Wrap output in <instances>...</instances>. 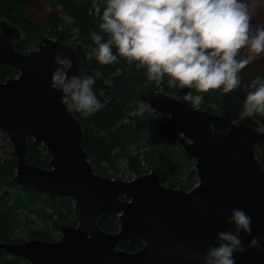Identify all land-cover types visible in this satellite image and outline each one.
<instances>
[{
    "label": "water",
    "instance_id": "obj_1",
    "mask_svg": "<svg viewBox=\"0 0 264 264\" xmlns=\"http://www.w3.org/2000/svg\"><path fill=\"white\" fill-rule=\"evenodd\" d=\"M20 37L15 24L0 19V66L19 71L0 79V127L16 156L12 181L52 198L71 197L77 224L63 223L55 241L0 239V250L32 264H205L217 233L235 231L228 217L239 207L252 217V232L239 233L245 251L235 253L236 264H264V247L249 244L257 237L264 245V165L259 159L264 132L257 131L264 125L259 120L243 115L231 120L202 106L194 109L183 97L142 88L140 99L163 115L149 122L150 133L167 143L177 141L195 161L199 182L189 190L168 186L158 165L131 180L111 178L95 171L83 145V124L52 87L57 52L71 57V76L89 63L88 50L82 42L43 36L27 55L17 49ZM30 138L47 148L49 167L29 160ZM112 214L121 221L117 232L99 223ZM135 240L143 247H120Z\"/></svg>",
    "mask_w": 264,
    "mask_h": 264
},
{
    "label": "trees",
    "instance_id": "obj_2",
    "mask_svg": "<svg viewBox=\"0 0 264 264\" xmlns=\"http://www.w3.org/2000/svg\"><path fill=\"white\" fill-rule=\"evenodd\" d=\"M46 1L53 11L41 20L26 15L29 8L35 7L36 0H0V17L10 20L21 29L23 36L16 42L21 51L28 52L35 47L43 35L66 41L75 38L89 49L90 64L82 68V72L84 75H94L96 71L103 73L97 78L94 88L104 106L87 116L79 112L74 113L83 123V145L92 157L95 171L103 174L105 164L116 168L118 162L125 159L130 169L139 174L154 165L162 167V179L168 186H183L189 189L196 186L198 174L194 167L195 161L185 155L177 141L167 143L153 137L148 129L152 118H149L150 115H139L136 111V102L140 99L138 92L142 88L160 90L161 87L165 93L177 97H184L189 89L170 87L167 76L160 81L149 80L146 67L140 66L136 61L130 63L118 53L116 62L101 64L95 56L98 45L91 39L92 31H100V16L90 11L94 9V0ZM96 2L99 3L102 13L106 6L104 0ZM107 35L104 33L105 39ZM113 51H116L115 46ZM18 73L14 67H0L2 80L17 76ZM240 75L241 85L228 93H224L222 87L203 93L195 89L191 91L203 96L199 106L223 114L231 120H237L242 116L244 99L251 90L247 85L257 77L264 78V53L262 60L250 62L241 70ZM105 79L110 80L111 84L106 85ZM158 116L163 117L160 113ZM253 117L264 125V115L255 114ZM2 135L6 137L4 132ZM260 147L259 159L264 165V143ZM29 160L37 165L49 167L50 155L47 148L33 138L29 140ZM16 170L14 152H10L7 157L0 154V239L24 241L27 236L28 239L58 240L61 236H58L56 231L60 230L63 223L77 224L74 200L70 197L50 198L14 183L12 178ZM191 180L192 183H189ZM99 223L103 229L117 232L121 221L117 214H112L101 216ZM143 245L142 240H135L125 241L120 247L136 251ZM0 264L32 263L0 250Z\"/></svg>",
    "mask_w": 264,
    "mask_h": 264
},
{
    "label": "clouds",
    "instance_id": "obj_3",
    "mask_svg": "<svg viewBox=\"0 0 264 264\" xmlns=\"http://www.w3.org/2000/svg\"><path fill=\"white\" fill-rule=\"evenodd\" d=\"M101 13L94 0V14L100 16V31H92L98 45L95 56L101 64H111L118 55L146 67L149 80L168 77L172 88H187L183 99L198 108L203 96L194 94L210 89L224 93L241 85V70L264 53V27L253 28L246 0H104ZM104 33H107L105 39ZM115 46L116 51H113ZM74 52L76 51L73 46ZM242 53H248L242 55ZM255 54V55H253ZM59 65L52 74V87L61 91V103L69 112L84 116L100 110L104 104L94 88L103 75L72 74L70 56L57 52ZM106 85L111 81L104 80ZM243 116L264 115V78L249 85ZM214 127V125H213ZM257 131L264 132V126ZM235 231L217 233L218 243L209 246L205 264H236L235 253L245 251L241 232H252V217L239 207L228 217ZM250 246L261 245L253 237Z\"/></svg>",
    "mask_w": 264,
    "mask_h": 264
},
{
    "label": "rangeland",
    "instance_id": "obj_4",
    "mask_svg": "<svg viewBox=\"0 0 264 264\" xmlns=\"http://www.w3.org/2000/svg\"><path fill=\"white\" fill-rule=\"evenodd\" d=\"M246 2L248 4V10L251 16L252 27L253 28L264 27V0H246ZM52 11L53 9L49 6L46 0H36L35 7L29 8L26 11V15L30 17L32 16L33 18H37L41 20L45 16H48ZM0 19L7 20L4 17H0ZM22 36L23 34L21 35V37ZM72 41H77V40L74 38V40ZM87 50L88 52H90L88 48ZM247 54L248 53H242V55H247ZM262 59H263V53L256 56L255 59H253L251 62H257ZM160 91H162L161 87H160ZM136 111H137V114L139 115H143V116L150 115L149 117L150 119L159 118L158 114L154 113V110L149 107L148 103L140 99L136 102ZM2 133L3 131L0 130V154L3 157H7V156H10V152H14V148H13V145L8 135L5 133L6 134V137H5L4 135H2ZM9 141L11 144L9 143ZM3 145H5V147H1ZM105 166H106L105 173L103 174L111 178H114V179L131 180L139 175L138 172L130 169L128 165V161L125 159L120 160L116 168H112L111 166H107L106 164ZM194 167H195V163H194ZM149 171H151V167L146 168L144 173L149 172ZM198 182H199V177L197 176V183L195 185H197ZM189 183H192V180ZM193 187L194 186H192V188ZM178 188L189 190V188H184L183 186H178ZM38 226L39 227L41 226L40 223L38 224ZM56 234H58V236H61V231L60 230L56 231ZM25 239H28V237L25 236Z\"/></svg>",
    "mask_w": 264,
    "mask_h": 264
},
{
    "label": "bare ground",
    "instance_id": "obj_5",
    "mask_svg": "<svg viewBox=\"0 0 264 264\" xmlns=\"http://www.w3.org/2000/svg\"><path fill=\"white\" fill-rule=\"evenodd\" d=\"M13 23V22H12ZM13 24H15V23H13ZM16 25V24H15ZM17 26V25H16ZM18 27V26H17ZM19 28V27H18ZM19 30H20V32H21V35H22V31H21V29L19 28ZM43 36H48V35H43ZM42 36V37H43ZM48 37H50V36H48ZM50 38H52V37H50ZM20 39H21V37H20ZM19 39V40H20ZM40 39H41V37H40ZM39 39V40H40ZM52 39H55V38H52ZM18 40V41H19ZM62 40V39H61ZM66 41V40H65ZM17 42V41H16ZM70 42H80V41H70ZM38 44H39V42H38ZM38 44L36 45V47H34V48H32V49H30L28 52H24V51H21V50H19V48L17 47V49L19 50V51H21V52H24V53H26L27 55H30L34 50H36V49H38ZM17 45V44H16ZM89 55V63L87 64V65H84V66H81V68H80V73L81 74H83V72H82V68H84V67H86V66H88L89 64H90V58H91V56H90V54H88ZM3 66H5V65H3ZM1 67V66H0ZM12 67V66H11ZM84 75V74H83ZM140 91V90H139ZM138 94H139V92H138ZM168 94V93H167ZM171 95H173V94H171ZM175 96V95H174ZM179 98H182V97H179ZM210 110V109H209ZM75 114V113H74ZM76 115V114H75ZM77 116V115H76ZM78 118V117H77ZM79 119V118H78ZM80 120V119H79ZM81 121V120H80ZM82 123V122H81ZM83 124V123H82ZM0 129H1V127H0ZM2 130V129H1ZM3 131V130H2ZM4 132V131H3ZM150 132V131H149ZM5 133V132H4ZM152 135V134H151ZM9 137V136H8ZM154 137V136H153ZM30 140V139H29ZM35 140V139H34ZM15 183V182H14ZM17 184V183H16ZM19 185V184H18ZM167 185V184H166ZM49 197V196H48ZM50 198H52V197H50ZM56 198H60V197H56ZM71 198V197H70ZM105 230V229H104ZM110 232H112V231H110ZM33 239V238H32ZM41 239V238H40ZM2 240V239H1ZM47 240V239H46ZM4 241V240H3ZM51 241H55V240H51ZM6 242H14V241H6ZM16 242H20V241H16ZM11 255V254H10ZM12 256H14V255H12Z\"/></svg>",
    "mask_w": 264,
    "mask_h": 264
}]
</instances>
